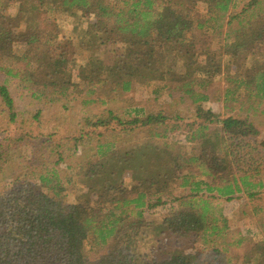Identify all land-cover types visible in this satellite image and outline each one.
<instances>
[{
	"label": "trees",
	"instance_id": "16d2710c",
	"mask_svg": "<svg viewBox=\"0 0 264 264\" xmlns=\"http://www.w3.org/2000/svg\"><path fill=\"white\" fill-rule=\"evenodd\" d=\"M8 1L0 0V71L31 98L51 106L65 102L66 109L71 95H76L83 105L104 106L139 83L163 84L162 89L188 98L194 106L196 117L190 126L197 128L191 138L199 141V150L187 151L180 143L167 141L170 129L162 128L182 121L180 116L142 114L138 109L126 120L109 108L97 118L89 116L96 118V128L108 129L111 124L121 132L147 128L152 138L150 143L122 148L106 133L75 137L74 154L82 147L78 164L83 163L75 167L69 182L77 178L81 186L77 190L84 196L73 204L64 201L59 174L64 153L54 144L58 159L36 173V185L18 184L17 178L0 194V264H223L219 258L235 247L232 259L264 264V136L257 123L264 120V0H246L239 11L240 0H13L19 5L15 16L7 13ZM197 3L207 4L217 22L227 18L232 38L229 42L227 37L229 43L218 53L206 49L202 62L191 36L197 29L191 17ZM58 20L73 27L85 54L77 65L76 83L69 70L72 41L61 37ZM84 22L86 28L78 32ZM202 27L206 28L198 24ZM108 41L121 44L110 59L96 51ZM6 57L12 59L11 66L3 64ZM255 57L261 61L248 67ZM219 76L231 83L225 102L241 104L239 112L223 118L203 106L211 99L207 89ZM15 106L8 86L0 83V108L11 122L18 114ZM85 138L96 142L91 159ZM41 164H46L43 158ZM126 172L132 187L124 182ZM179 180L190 192L174 199L176 212L161 223L149 222L146 214L167 204L162 197ZM241 195L257 201L253 212L259 218L261 239L238 233L234 243L226 242L231 228L219 201ZM141 229L154 233L156 245L170 238L175 244L167 242L170 246L161 253L156 250L152 258H135L126 241ZM191 235L209 244L205 260L180 251V240ZM88 248L105 252L89 260Z\"/></svg>",
	"mask_w": 264,
	"mask_h": 264
},
{
	"label": "rangeland",
	"instance_id": "374dc122",
	"mask_svg": "<svg viewBox=\"0 0 264 264\" xmlns=\"http://www.w3.org/2000/svg\"><path fill=\"white\" fill-rule=\"evenodd\" d=\"M245 1H239L238 11L242 8ZM8 2L9 8L7 9V13L15 16L19 5L13 0ZM214 16V11L204 3H197L191 13V17L195 21V27H197L194 34L193 32L191 34L192 42H194L193 49L198 60L201 62L205 60L204 52L206 49L213 53H218L222 51L220 48L224 43L228 42L226 40L228 36L229 42L230 39L232 40L229 29L227 31L226 26L228 19L225 18L224 21L217 22L213 20ZM88 22L91 21L88 20ZM87 23L84 22V24L80 25L77 31L79 32L86 28L85 24ZM58 24L61 37L72 41L68 53L71 61L69 63V70L73 82L76 83L79 79V68L77 65L84 62L85 54L82 55L79 43L75 39L76 34L72 32L73 27L67 21H60ZM198 24H203L206 28H198ZM120 47L121 44L108 41L106 44L99 46L96 51L98 55L103 53L110 59V57H113L112 55L116 54L114 51L118 52ZM15 48L20 50L21 46L16 45ZM228 60L229 58H225V62ZM254 61H261L260 57L251 59L247 63V66L252 67ZM12 62V59L7 57L3 60L5 66H11ZM0 83L8 86L18 111L15 122H11L9 113H3L0 108V147H2L1 152L3 153L0 160V194L9 189L17 178H19L20 182L18 184L36 185V173L42 168L49 167V165L53 166L57 161L56 149L53 151V145L57 144L61 145L60 152L64 153L65 159L59 165V174L66 195L64 201L69 204L76 203L80 201L84 193L77 190V185L81 189L77 178H74L71 183L69 182L71 177L76 173L75 167L83 163L78 164L83 148L76 149L77 153L74 154L73 139L75 137H79L81 134L85 135L86 133L97 138L98 133H106L107 138L110 140H113L112 138L115 136L121 142L122 148L150 143L152 135L147 128H136L121 132L120 130H114L116 128L115 124H111L108 129L94 127L93 124L96 118L102 115V111L106 108L115 110L118 115L126 117V120L133 118L139 112L138 109L143 111L142 114L164 112L175 118L180 116L183 118L182 121H174V123L171 121L167 126L162 128L163 130L170 129L167 131V141L180 143L187 151L197 152L199 150V141L192 140L191 138L192 131L197 128V125L190 126L196 117L194 106L188 98L181 99L178 94L172 96L171 92L162 89L163 84L139 83L131 93L123 96L118 95L113 101H109L108 105L104 106L100 104L83 105L81 97L71 95L73 100L68 104V108L65 109L63 108L65 102L58 106H51L45 101L34 100L27 92L21 89L16 80L8 78L1 71ZM228 86H231V83L228 82L227 78L224 76L216 77L207 89V92L211 95V99L209 102L203 104L206 109H211L222 118L239 112L241 105L240 102H225V89ZM89 116L90 118L94 116L96 118L90 119ZM257 123H261L259 127L262 131V136H264V120L261 119V122L258 121ZM85 139L88 149V159H91L96 142L90 141L89 138ZM43 142L47 143L43 145ZM247 152H250V150H247ZM42 158L46 162L45 165L41 164ZM256 163L255 166H258V163ZM68 166L71 168H68ZM123 178L125 184L132 187L130 185L129 172H126ZM199 179L208 181L204 177ZM181 183V180L174 182L170 188V192L164 193L161 202L167 204H159V206L150 209L148 214H146L149 222L153 224L161 223L165 216L176 212L177 204L174 202V199L180 198L190 192V187H180ZM153 202H156V199ZM255 202L243 195L233 201H219L220 207L227 217L228 225L231 228L226 242L231 240L234 243L238 239V233L244 236H256L254 239H261L259 235L260 229L257 224L259 218L253 212ZM153 234L148 229L132 232V235L126 241V245L129 247L128 253L134 255L135 258H152L156 250L161 253L167 246H174L175 240L172 238L169 241L164 240L166 241L165 243L160 242L159 245H156L153 242ZM161 239H165V236H162ZM167 242L170 245H166ZM221 243L217 242L218 245H222ZM178 247L181 248L180 251L184 255H194L198 261H201L207 255L210 246L209 244H205L199 236L191 235L188 238L180 240ZM237 248L235 247L232 253L228 255L224 252L223 256L219 258L224 262L223 264H245L243 260L236 261L231 258L235 255V252L237 253ZM104 252L105 248H88L87 257L89 260H94ZM230 258L232 261L229 263L228 260Z\"/></svg>",
	"mask_w": 264,
	"mask_h": 264
}]
</instances>
